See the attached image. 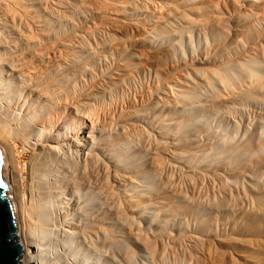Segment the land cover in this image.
I'll list each match as a JSON object with an SVG mask.
<instances>
[{
    "label": "bare ground",
    "instance_id": "obj_1",
    "mask_svg": "<svg viewBox=\"0 0 264 264\" xmlns=\"http://www.w3.org/2000/svg\"><path fill=\"white\" fill-rule=\"evenodd\" d=\"M154 1H161L163 4L162 6L171 8L176 7V9H174L172 12L174 16L172 20L170 19L173 23L175 22V26L173 24V27L170 29L172 24L170 25L171 21H168L170 26L167 25V28H169V30L167 29L165 31L162 27H160L161 25H156L155 27L153 25L152 31L149 30V33L147 32L148 34H143L142 37H139V41H137L140 45L139 47H146L147 50L150 49L151 53L154 55H164V57L169 53L176 54L178 59L181 61V65L182 61L184 63L187 61V58L190 60L192 66L201 65L203 67L204 65L212 64V62L218 58V56H222V54L227 53V48V50L225 49L226 51L224 50L225 53L220 52L226 47L225 45H228L227 47L232 46V50L231 47L230 50L236 54L240 53L239 56H241V53L243 54V52H245L247 44L252 46V44H259V40H264V24L262 23V26H260L259 23L257 24V22L262 21V17H264V15H261L264 13V0H256L257 2L255 0H242L241 2L245 3L247 6H252L258 2L263 3L261 6L263 12L260 8H258L262 13L255 12V14H251V18L253 19L251 21V18L249 19L250 22L254 21V24L256 21L254 26L257 25V27L254 28L252 23H249L252 24V26L247 25L244 27L245 22H248V14L251 13L248 11L249 13H245L247 15V20L245 17L241 16L245 20L235 22V25L231 28V30H228L230 29V24L228 22V27H226L227 25L224 24V22L227 21L225 19L227 17L223 18L225 21H220V19L217 20L215 16L217 5L213 3L215 1L211 2L209 0H200L201 3L199 4L200 6L198 5L199 7L195 6L198 0H0L1 176L7 185L5 194L12 203L15 215L16 235L17 239L22 245V254L20 257L21 264H197L195 263L197 259L196 261L194 259V262L192 261V257L194 255L191 256V254L195 251L194 249L197 247V245L199 244L200 246L201 241L207 238L216 245H224L225 250L237 252L236 246L227 244L230 242L229 239L226 241V239H222V236L218 237L219 233L216 236V234H214V232L212 233V230L210 229V215L215 212H221V214L229 213L230 210L232 211V209L227 206L229 205L228 203L227 205L226 203H223L219 205L220 207L218 208L211 203L212 207L209 208L208 204L206 205L208 208L206 206L203 208L205 203L203 206L201 205V207L197 204L196 205L198 207H195L196 205L193 207L194 204L192 205L190 202H188L190 205H192V208H189L188 206L189 209L187 211V206H185L187 204L186 197L185 200L183 198L184 196H182V193V195H175L177 192L173 193L169 191L174 187H171L169 190L166 189L167 187L165 188L166 190L163 188L164 192L161 188L163 193L160 194L159 192H161V189L157 185L160 189L158 191L157 188L158 192L156 193L160 194L157 197L156 194H151L152 191H148L149 188H146L147 185L145 187H141L143 189L140 188V185L137 182L138 179L143 180V178H146L152 183V178H154L156 169L154 162V164L150 163L151 165H149L147 171L145 169L140 171L138 167L141 165L139 164L140 162L137 163L138 165L136 166L131 165L132 167H124L125 169H122L125 173L122 175V178L124 179L120 180L118 178V181L114 179L113 185H108L109 182L107 185H105L103 177L100 178L102 175L99 173L100 171L98 170V166L100 165V162L105 159V155L111 156L109 158L112 159V156L114 155L109 154L113 153L112 151L115 152V149H118L119 147H125L127 150L130 146V151L133 150V139L130 134L129 136L122 135L120 138L116 137L115 142L113 143L115 137L112 138V136H110L112 134L111 131L106 129L107 127H111L119 131L126 126H133L134 123L137 125L140 123L143 124L142 126H148V122L153 120V117H155L156 120L158 119L161 122V125H159H163L162 128L159 126V129L161 128L160 130L163 129L161 132L158 131V128H156L158 130H154L155 127H158V123L157 126H152L154 127L152 130H154L156 134L155 136H158L157 138L164 140L163 145L165 144V146L163 147L165 149H163L166 150L167 157L170 162H173L174 165H181L186 162V158L188 160L189 155L190 157L193 156V158L196 156L191 154V152L193 151L194 153V150H196L197 147L195 146L197 138L196 136L194 137V135H196L194 134L196 133V129H194V127L197 126L198 123L194 125L195 123L193 124L190 121L197 117H200V119L203 120L208 115H211L210 113L206 114L208 113L206 112V110H208V107L206 108V106H208L207 103L210 106H215V108L216 106L217 108L220 106L221 109L222 107L225 108V106L227 109V106L229 105H233V108H237V106L240 107L239 105H241L239 103H247V105L249 104L252 106L250 107L251 109L254 108V106H261L264 108V53L260 56L258 55V58L249 57V59L245 58L246 60L242 58L244 56H241L239 59L238 57H235V54H231L234 56V59L238 58L240 61H236L233 58V61H230L227 60V58H231V56H222V60L220 59L221 64L218 68L212 65V67H216L215 69L207 68L206 66V68L203 67V71L201 70L202 67L200 69L197 66L200 69L197 70V67L195 68L190 65L187 67V65H185L189 62H186L185 64L183 63V67L180 68H183L184 73L178 72L179 74L182 73L181 78H178L179 81L176 79L177 81H174V83L171 85L164 83L165 85L162 86L163 91H166L169 95L167 100H162L163 98L159 99L157 93L162 91L159 89L162 87L159 86L158 88V86H156V78L154 77V86L156 87H153V89L155 88V92L150 93L152 101L147 99L149 100L148 102H150L147 103L149 105L143 103L139 104L136 101L139 105L132 106L134 104H128V109H125V112L122 113L119 111L122 114H119V112L117 113L115 111L119 116L117 119H115L116 121L113 120L114 123H109L105 126V124H102L101 122L98 123L97 120H95L97 123H89L86 125L85 121L81 119L83 116L82 113L86 111L88 112V110L90 111V107L92 106L91 102H96L98 100H101L102 102L105 100L104 98L108 99L114 90H120L123 88L122 86H124V84H129V82H131L130 77L137 72H139V74L140 72H144L145 75L148 73L151 75L153 74L154 76L161 75L160 73H157L155 69L156 60L154 58L144 61L148 64V68L146 69V67L142 65V59H145L141 57L143 53L140 55L138 52H131L128 50L129 47L127 48L128 44L126 45L127 30H132L135 32L139 30L141 25L138 26L135 21L143 19V17H149L153 14L152 12H154L155 9H153L154 6L153 8L151 7V4H153ZM161 2H159V4ZM239 3L240 2H238V4ZM233 5L234 4L232 2V5L230 6ZM259 5H261V3ZM237 7L238 6H236L235 9H238L240 5L238 8ZM169 10L171 11V9ZM157 11L158 10H156V12ZM228 12L229 10L227 13ZM242 12L244 13V11ZM256 13L260 16L256 15ZM158 14L160 15L159 11ZM167 16L168 15H166V19ZM163 18L165 19L164 16ZM168 18L170 17L168 16ZM230 20H232V18ZM145 21L149 22L148 18ZM110 22H119L121 24H125V28L121 26L122 29L116 30L112 25H110ZM233 22L234 21L231 23ZM242 22L244 23L241 24ZM162 25L164 26V24ZM150 26L152 27V25ZM193 35H197L199 37L201 36L199 39H197L199 40L197 43L199 44L197 49L200 47L202 51L198 56H196V52H194L195 57L193 56L192 51L194 48L189 46V41ZM263 44L264 42L262 45ZM250 48L248 46V51ZM262 48L261 50L260 48H258V50H256V48H252L257 52L251 51L250 55L251 53H255V55H257L259 50L260 54ZM208 50H211L214 52V54L210 51L207 53ZM195 51L197 50L195 49ZM217 52L220 55H218ZM215 54L218 56L214 57ZM226 55H228V53ZM236 56H238V54ZM247 56L249 55H246V57ZM165 58L167 59V57ZM104 59L105 61L106 59L113 61L112 66H114V69L112 68L113 70H111L109 68L110 71L108 70V73L105 74L106 76L104 77L102 72L107 68L104 70L102 69L103 71H101L100 68L99 71H101L102 77H104V80H102L103 82H97L92 86H85V82H83L82 78L91 76V71ZM124 60L128 62L126 63L125 61L123 64L122 61ZM217 63L219 64V62ZM133 71L135 73L132 74ZM146 71L147 73H145ZM96 73L97 74L95 75L92 73L93 79L99 74L97 70ZM102 77L101 79H103ZM148 77L150 76L148 75ZM162 77L158 79V82L163 80ZM237 78L241 79H238L239 81L244 79V81H246L245 84L244 82L242 83L243 85H241L239 82L235 83V79ZM150 79L153 78L150 77ZM96 80L98 79H95L94 82H96ZM92 82L91 84H93ZM171 82H173V80ZM236 84L239 85L236 87L235 92H233V94H229L228 92L233 91L231 89L232 85L237 86ZM240 85L242 86L241 88H239ZM156 88L159 90L158 92L156 91ZM142 89H144V87H142ZM228 89L231 91H228ZM224 91H228L227 93L231 96L227 97L228 95L225 92L227 98H224L222 96L223 94L220 95V93ZM204 92L211 93L209 100H207L209 102L205 104L196 102L198 98L204 96ZM114 93L115 92H113V94ZM117 93H119V91ZM162 93H159L161 94V97L164 96ZM147 96L149 98V95ZM206 96L208 95L206 94ZM137 98L140 97L137 96ZM202 99L203 97H201V100ZM235 104H237V106H234ZM232 107L231 110L236 111L235 108L232 109ZM238 109L239 108H237V111ZM241 109H243V107ZM210 110L211 109H209V111ZM214 110L215 109L212 111L214 112ZM65 111L69 112L71 115V120L74 117V121L72 120L73 122L70 121L67 124L68 120L61 121L62 114L65 113ZM216 111H218V113ZM220 111L221 110H215V115L220 114ZM234 111H232L234 114L232 115L236 116L238 112H235V114ZM240 112L242 111L240 110ZM229 113H231V111ZM229 113L228 115L231 117ZM81 114L82 116H80ZM179 114H183L181 121H179V118H176L179 116ZM205 115L207 116L205 117ZM258 116H256L258 119H255V122L253 121L254 123H252V127L248 128L247 123V126L244 125L245 127L243 129V133L240 132L243 136L247 137L243 138L248 142L246 143L243 141L247 144V146L245 144L246 147H242L244 145L242 142V148H239L242 143L240 145L237 144L239 145V149L236 151V154L234 153L235 151H233V153L236 155H234L236 159H244L243 156L245 155H251L249 158H252L254 157V153L259 154L258 152L262 150V147L264 146V116ZM237 117L238 116H236V118ZM224 120L225 119H223V121ZM195 122L199 121L196 120ZM154 123H156V121H154ZM154 123L152 124V122H150L149 124L154 125ZM199 123H201V121ZM226 123L228 124L229 121ZM201 127H199V129L203 131L205 128H208V126H203L204 129H201ZM136 128L134 126L133 129ZM150 128L146 129L150 130ZM238 129L241 130V127ZM173 130H176L177 133L171 134L170 132ZM200 130H198L197 133H199ZM206 130L209 132L208 129ZM206 130L204 131L205 133ZM234 130H237V128H234ZM239 130L238 133L236 131H232L234 132V135L231 136H234V138H237L238 136L240 137ZM107 131H109V135H107ZM203 131L200 132L202 137L203 135L207 136L209 134H203ZM71 133L73 134L72 137L69 136ZM211 133L209 135H212ZM216 133V135L219 134L218 132ZM223 134L224 133H222V135ZM236 134H238L237 137H235ZM146 137H149V135ZM209 137L205 138L209 139ZM232 138L233 137H231V141L233 140L234 142L235 139ZM238 138L236 141L240 142L241 140L238 141ZM213 139H216L214 138V135ZM110 140H112L111 142L113 145H109L111 144L109 143ZM228 141L229 143L227 142V145H230L232 142L230 143V139ZM200 142L202 143V141ZM217 142L220 143L221 141ZM223 142L225 144V141ZM160 143L157 145H160ZM207 143L209 144V142ZM210 143V145H213L212 142ZM218 143L215 141L214 145H217ZM137 144L139 146L140 142ZM141 145L139 146V150L137 152L130 154V157L128 156L129 158L125 156L127 160L129 159L127 162H134L135 160H140V158L144 157L147 158V156L153 154L152 150L156 147L155 146L152 150H148L146 148V150L145 147L143 146V148ZM194 146L195 149H193ZM213 146H211V148H206L209 151L210 149L213 150L217 147ZM223 146L224 145L222 143L219 144L218 149L224 148ZM136 147L134 146V148ZM159 148L161 149V147ZM202 148L205 147L202 146ZM236 148L237 146H235L234 150H236ZM205 149H201L203 151L202 153H204ZM218 149L216 150L218 151ZM212 150L209 153L212 154L211 156H214L215 154L212 152L215 150ZM155 151L157 152L160 150ZM225 151L226 154L230 152V150L227 151L226 148ZM115 154L117 156V154L120 155L122 153ZM199 154L200 156L203 155L200 151ZM223 154L225 153L223 152L222 155ZM218 155H221V152ZM262 155L264 158V152ZM200 156H196V163L201 161L199 164H202L203 157L202 159H197V157ZM205 156H207V153ZM234 156L232 157L234 158ZM256 156L260 157V154L255 155V157ZM115 157L113 161H122V159H116ZM121 157L123 158L122 155ZM125 157L123 160L124 163H120L119 161L117 164L120 163L124 165L126 163ZM246 158L247 157H245V160H248V158ZM191 159L190 161L193 160ZM214 160L215 159L213 158L211 159L213 162ZM193 161L189 162V164H195V161ZM104 162H102L101 167L105 164ZM117 164L115 165L117 167L116 169L118 170ZM199 164H197L198 166L195 164V167L193 164L190 165L194 168H197L201 166ZM180 165H178L179 168ZM183 165L185 167V164ZM246 165H248V163H246ZM259 166L264 171V159ZM259 166L258 168L260 169ZM109 167L113 166H108V168ZM136 167L138 168L136 169ZM103 168L106 167L104 166ZM187 169V173H189L191 167L190 169L187 167ZM237 169H240V171L243 170L240 167H236V170ZM200 170H203V172L205 170L212 171V168L210 169V167H208V169H206L205 165V167ZM251 170L252 169H250V171ZM192 171L190 173H192ZM240 171L238 172L234 169L232 172L233 175L231 174V176H243L246 183V179L248 180V186H246V183L245 186L248 187L247 192L250 193L254 199V201H251L254 202V205L257 207V209L254 211H251L250 209V211L241 209L238 211L235 210L236 213L238 212L237 216L239 218V221L236 219V222L240 223H236L238 225H232L228 229L227 233L224 231L226 235H236L238 231L237 227L245 225L243 220L245 219L244 217L246 215H248L249 218L253 217V220L264 223V192L262 193L260 190L258 191L254 189L255 186L259 187L255 184V181L259 183L257 181L259 179L253 181L251 175L246 173L243 175V172L240 173ZM243 171H245V169ZM228 173H230V171ZM7 174L11 177V181L9 180V176ZM102 174L104 175V173ZM239 174H241V176ZM119 176L121 175H118V177ZM98 177L100 180L103 179L101 180V182L103 181V184L97 182ZM156 178L157 177L154 179ZM146 179L144 181H147ZM159 182L157 183L159 184ZM25 190H27L28 193H25ZM116 190L118 193H123L122 200H120L118 196V198L115 196ZM11 193H14V197L11 196ZM189 199L190 198H188V201ZM188 213L196 216V218L193 219V227L191 228L188 226L192 230L184 227V216L187 217L186 214ZM239 213L242 214V216L239 215ZM200 216H203L204 219H199ZM185 219L192 220V217ZM230 219H233L232 221H234L235 217ZM187 223L190 224L191 222L186 221L185 225ZM215 232L217 233L218 231ZM224 232L222 233L224 234ZM179 237H187L186 241L188 243H186L189 244L188 248H190V250L188 249L187 252L185 248H181V251L177 250V246L180 243H178ZM182 238H180V240ZM236 239L237 238H235L234 241ZM242 241L245 243L244 240ZM242 241L240 243H242ZM201 244L203 245V242ZM205 245H208V242ZM181 246L183 247L182 243ZM205 247L208 248L209 246ZM199 248L202 249L201 253L199 251L201 258L205 257V254L208 253L209 250L204 249L201 246ZM182 249L184 251H182ZM207 250L208 252H205ZM196 252L197 251H195V253ZM214 252H216V250ZM238 253L239 255H237L240 257V260H242V262L245 264H262L259 263V261L257 262V260L255 261V258L252 259V256L240 252ZM175 254H178V256H175ZM211 254L214 255L213 253ZM209 256L210 254L208 257ZM214 256H216V260L211 259V262L213 260L217 262V255ZM196 257L200 258V256L197 255ZM201 260L202 259H200V261Z\"/></svg>",
    "mask_w": 264,
    "mask_h": 264
},
{
    "label": "rangeland",
    "instance_id": "obj_2",
    "mask_svg": "<svg viewBox=\"0 0 264 264\" xmlns=\"http://www.w3.org/2000/svg\"><path fill=\"white\" fill-rule=\"evenodd\" d=\"M202 1V0H201ZM204 1V0H203ZM209 1H211V2H213V1H215V2H213V3H215L217 6V9H216V13H215V16H216V18H217V20H219L220 19V21L221 20H223V21H225V19L227 20V21H225L224 22V24H226L225 26L226 27H228V24H227V22L231 25H229V28L230 29H228V30H231V28L235 25V22H240V21H242V20H245L246 19V17H247V13H249V12H251V13H249L248 14V16L249 17H247V19H248V22L246 21L245 22V24H244V27L245 26H247V25H251L252 26V24H253V27L255 28V27H257V25L256 26H254L255 24H256V21H255V24H254V21H252V22H250L253 18H251L252 17V15L251 14H255V12H257V13H262L263 12V9H264V6H263V9L261 8V6L263 5V3L262 2H258L257 4H258V6H257V4L255 3V4H253L252 6H247L245 3H241L242 2V0L241 1H239V0H209ZM236 1V2H235ZM240 2L239 4H238V2ZM256 1V0H255ZM258 1H260V0H258ZM159 2H161V1H154L153 2V4H151L152 6V8H153V6H154V8L153 9H155V11L154 12H152L153 14L151 15V16H149V17H143V19H140V18H138V19H140V20H138V21H135L136 22V24H138V26H140L139 27V30L138 31H130V30H127V32H126V37H127V42H129V43H127L126 42V45H127V48H128V50L129 51H131V52H133V51H135V52H138V53H140V55L142 54V58H145V59H142L143 61H142V65L144 66V67H146V69L148 68V64L147 63H145L144 61H148L147 59H149L150 60V58H154L155 60V63H156V67H155V69H156V71H157V73H160L161 75H159V76H154L153 74L151 75V74H144V72H140V74H139V72H137L136 70V72L137 73H135L134 71L132 72V74L133 73H135L134 75H132L130 78V80H131V82H129V84H124V86H122L121 88L122 89H120V90H114L113 92H115L114 94H113V92H112V94L110 95V97H108V99L107 98H104V99H102V100H104V101H102L101 102V100H98V101H96V102H91L92 103V106L89 108L90 109V111L88 110V112L86 111V112H84V113H82L83 114V116H82V114L80 115V116H82V120H84L85 121V124L86 125H88L89 123H102V124H105V126L107 125V124H111V123H114V121L113 120H115V119H117V117L119 116L117 113L119 112V111H121L122 113L123 112H125L124 110L126 109H128V107H127V105L128 104H134V105H132V106H137V105H139V104H141V103H143V104H147V103H150V102H148L149 100H151V95H150V93H154L155 92V88L153 89V87H156V86H158V88H159V86L160 87H162V86H164L165 84L164 83H166V84H172V83H174V81H179V79L181 78V75H182V73H184V71H183V68L181 69L180 67H183L182 65H183V61H182V65H181V61L178 59V57H177V55L176 54H171V53H169V54H167V55H165V57H167V59L164 57V55H154L153 53H151V50L150 49H148L147 50V48L146 47H139L140 45L138 44V42L137 41H139V37H142L143 36V34L145 35V34H148L149 33V30L150 31H152L153 30V25H154V27L156 26V25H158V26H160V27H162L163 28V30H169V28H167V25H169V22L172 20V18H173V10L174 9H176V7H167V6H162L163 4H162V2L159 4ZM232 2H233V6H230V5H232ZM257 2V1H256ZM264 2V1H263ZM201 2H200V0H198L197 2H196V4H195V6L197 7L199 4H200ZM261 3V5H259ZM214 4V5H215ZM230 4V5H229ZM237 4V5H236ZM160 5V6H159ZM239 5H240V7H239ZM256 5V6H255ZM200 6V5H199ZM198 6V7H199ZM236 6H238L237 8L238 9H235V7ZM242 6V7H241ZM229 7V8H228ZM232 7H233V9H232ZM247 7V8H246ZM252 7V8H251ZM257 7V8H256ZM231 8V9H230ZM244 8V9H243ZM256 8V9H255ZM258 8H260L261 10H262V12H260L261 10L260 9H258ZM163 9V10H162ZM169 9H171V11L169 10ZM219 9V10H218ZM156 10H158L159 11V13H160V15L158 14V11L156 12ZM168 10H169V12H168ZM229 10V12L227 13V11ZM234 10V11H233ZM237 10V11H236ZM162 11V12H161ZM218 11H219V13H218ZM242 11H244V13L242 12ZM246 11V12H245ZM249 11V12H248ZM235 12V13H234ZM254 12V13H253ZM163 13H165V14H163ZM167 13V14H166ZM239 15H237V14ZM246 13V14H245ZM256 13V15H258V16H260L259 14H257ZM217 14V15H216ZM218 14H220V15H218ZM229 14H231V15H229ZM235 14V15H234ZM243 14H244V16H243ZM165 17V19L163 18V16ZM166 15H168L170 18H168V16H167V19H166ZM262 16L264 15V13L263 14H261ZM222 16V17H221ZM230 16H232V17H230ZM245 17V19L244 18H242V17ZM257 16V17H258ZM151 17H152V19H151ZM219 17V18H218ZM225 17H227V18H225ZM240 17V18H239ZM147 18H148V20H149V22L148 21H145V20H147ZM223 18H225V19H223ZM229 18V19H228ZM232 18V20H230ZM251 18V19H250ZM260 18V17H259ZM171 19V20H170ZM246 19V20H247ZM249 19H250V21H249ZM262 19L264 20V17H262ZM159 20V21H158ZM230 20V21H229ZM263 20L262 21H258L257 22V24L259 23V25L260 26H262L263 24H264V22H263ZM140 21H144V22H140ZM152 21V22H151ZM165 21H167V22H165ZM169 21V22H168ZM232 21H234L233 23H231ZM148 22V23H147ZM151 22V23H150ZM154 22V23H153ZM172 22V21H171ZM170 22V25L172 24V26H170V29L173 27V24L175 23H171ZM140 23V24H139ZM168 23V24H167ZM244 22H242L241 24H243ZM249 23H252V24H249ZM261 23V24H260ZM263 23V24H262ZM113 24H115V25H113ZM143 24V25H142ZM148 24V25H147ZM162 24H164V26L162 25ZM233 24V25H232ZM110 25H112L116 30H119V29H122V27L123 28H125V24H121V23H119V22H110ZM109 25V26H110ZM120 25V26H119ZM124 25V26H123ZM150 25H152V27L150 26ZM259 25H258V27H259ZM122 26V27H121ZM145 26V27H144ZM166 26V27H165ZM168 26V27H169ZM174 26H175V24H174ZM141 28V29H140ZM144 29V30H143ZM143 30V31H142ZM138 32V33H137ZM144 32V33H143ZM146 32V33H145ZM148 32V33H147ZM131 36V37H130ZM201 37V36H200ZM199 36H197V35H193V37L191 38V42L189 41V46L190 47H192V48H194V50L192 49V48H190V49H192V51H193V56L195 57V53L194 52H196V56H198L200 53H201V51H202V49L199 47L198 49H197V47L199 46V44H197L198 42H199V40H197V39H199L200 38ZM239 38H241L240 36H238ZM238 37H237V39H238ZM126 39V38H125ZM128 39H129V41H128ZM193 39V40H192ZM196 39V40H195ZM193 41V42H192ZM264 42V40L262 41V40H259V44H255L256 45V47H255V45H253L252 44V46L250 45V44H247V48H245V52H243V54L241 53V56H244V57H242V58H247V59H249V57L250 58H258L260 55H262L263 53H264V48H262V47H264V44L262 45V43ZM136 43V44H135ZM192 43V44H191ZM257 43V42H256ZM194 44V45H193ZM192 45V46H191ZM226 47L222 50V51H220L221 53L223 52V53H225V51L228 49V51H226L227 53H228V55H226L227 53H225V54H222V56H226V57H228V56H231V58L230 57H228L227 58V60H230V61H233V59H234V56L233 55H231V54H235V57H238L239 59L241 58V56H239L240 55V53H237L238 54V56H236L237 54L236 53H233V51H231L232 50V46H229V47H227L228 45H225ZM248 46H249V48L251 49H249V51H248ZM256 48V50H258V48H260V50H261V48H262V51L260 52V54H259V51H258V54L257 55H255V53H251V55H250V52L252 51V52H257V51H255V50H253V49H255L254 47ZM257 46H258V48H257ZM262 46V47H261ZM230 47H231V50H230ZM227 48V49H226ZM253 48V49H252ZM136 49H137V51H136ZM195 49L197 50V51H195ZM201 49V50H200ZM226 49V50H225ZM225 50V51H224ZM209 51L210 52H212L211 50H208V52L207 53H209ZM229 52H230V54H229ZM248 52V53H247ZM213 54H214V52H212ZM218 53V52H217ZM244 54H246V55H249V56H247L246 57V55H244ZM172 55V56H171ZM175 55V56H174ZM218 55H220L219 53H218ZM218 55H214V57H217ZM255 55V56H254ZM259 55V56H258ZM145 56V57H144ZM151 56V57H150ZM154 56V57H153ZM158 56V57H157ZM174 56V57H173ZM213 56V55H212ZM222 56H218V58H216L213 62H212V64H209V65H204L203 67H205L206 68V66H207V68H213V69H215L216 67L218 68L219 67V65L221 64V60H222ZM149 57V58H148ZM165 58V59H164ZM175 58V59H174ZM233 58V59H232ZM238 58H236V59H234V60H238V61H240ZM177 59V60H176ZM217 59H218V61H217ZM221 59V60H220ZM244 59H241V60H244ZM168 60H169V62H168ZM175 60V61H174ZM187 61V63L189 62L190 63V60L187 58L186 59ZM246 60V59H245ZM107 61V62H106ZM106 61H105V59L101 62V63H99V65L98 66H96L93 70L95 71H91L92 73H94L93 75H95V74H97L96 73V70H97V72L99 73L98 75H96V76H94V77H96V78H94L93 79V75H92V73H91V76H89V77H83L82 78V80H83V82H85L84 84H85V86H92V85H94V84H96L97 82H101L102 80H104V77L106 76L105 74H107L108 73V70L110 71V69L111 70H113L114 68V66H112V63H113V61H111L110 59L108 60V59H106ZM109 61V62H108ZM125 61L126 60H124V61H122V63L124 62L125 63ZM164 61V62H163ZM171 61V62H170ZM173 61V62H172ZM177 61H178V63H177ZM180 61V62H179ZM128 61H126V63H127ZM185 62V63H186ZM217 62H219V64L217 63ZM123 63V64H124ZM164 63V64H163ZM171 63H172V65H171ZM174 63V64H173ZM184 63V64H185ZM185 64V65H187V67H188V65H190V66H192L191 65V63L190 64ZM145 64H147V65H145ZM216 64V65H215ZM101 65V66H100ZM107 65V66H106ZM114 65V64H113ZM179 65V66H178ZM181 65V66H180ZM212 65H214V66H216V67H212ZM100 66V67H99ZM179 68H178V67ZM189 66V67H190ZM199 67L200 69H201V65H194V66H192V67ZM209 66V67H208ZM159 67V68H158ZM172 67V68H171ZM191 67V68H192ZM196 68L197 70H200L199 68ZM202 67V69L201 70H203L204 68ZM100 68H101V71H103L104 69H106V70H104L102 73H103V76L104 77H102V73H101V71H99L100 70ZM110 68V69H109ZM113 68V69H112ZM103 69V70H102ZM161 69V70H160ZM178 69V70H177ZM180 69V70H179ZM211 69H209V70H211ZM185 70V69H184ZM206 70H208V69H206ZM205 70V71H206ZM177 71V72H176ZM204 71V70H203ZM165 72V73H164ZM175 72V73H174ZM178 72H182V73H178ZM101 73V74H100ZM145 73H147V71L145 72ZM156 73V74H157ZM174 73V74H173ZM144 76H143V75ZM148 75L151 77V78H153V79H150V77H148ZM167 75V76H166ZM133 76H134V78H133ZM162 76H164V77H162V79L163 80H160L159 82H158V79H160ZM100 77V78H99ZM101 77L103 78V79H101ZM156 78V86H154L155 85V78ZM89 78H90V80H89ZM179 78V79H178ZM86 79H87V81H88V83H87V81H86ZM95 79H98V80H96V82H94V80ZM99 79H101V80H99ZM177 79V80H176ZM238 79H240V78H237V79H235V83L237 82H239L241 85H243L242 83L244 82V84H245V82L246 81H244V79H242V81H239ZM92 80H93V82H92ZM173 80V82H171ZM238 80V81H237ZM241 80V79H240ZM133 81V82H132ZM165 81H167V82H165ZM91 82L93 83V84H91ZM103 82V81H102ZM160 82H161V84H160ZM162 82H163V84H162ZM170 82V83H169ZM87 83V84H86ZM158 83H159V85H158ZM237 85V84H236ZM239 85V84H238ZM238 85L237 86H234V85H232V87H231V89L233 90L232 92H228V91H231L230 89H228V93L230 94H233V92H235V89H236V87H238ZM239 86V88H241L242 86ZM130 87V88H129ZM142 87H144V89H142ZM146 87V88H145ZM147 87H149V88H147ZM238 88V89H239ZM141 89H142V91H141ZM146 89V90H145ZM150 89V90H149ZM153 89V90H152ZM160 90H162L163 91V87L162 88H159ZM141 92H140V91ZM144 90V91H143ZM119 91V93H117ZM127 91V92H126ZM148 91H150V92H148ZM156 91L158 92L159 90L156 88ZM162 91H160L161 93H162ZM130 92V93H129ZM144 94H143V93ZM160 92H158L157 93V95L159 96V99H161V98H163L162 100H167V97L169 98V95H168V93L166 92V91H163V93H162V95L164 94V96H160L161 94H159ZM166 92V93H165ZM225 92L226 91H224V92H222V93H220V95H222L224 98L226 97V94H225ZM226 92V93H227ZM117 93V94H116ZM139 93H140V95H142V96H140L139 95ZM142 93V94H141ZM205 93V94H204ZM203 94H204V96H201V97H203V99L201 100V97L200 98H198L197 100H196V102H198V103H203V104H205V103H207V102H209V101H207V100H209V98H210V92H204ZM227 93V97H229V96H231V95H229ZM135 94H137V95H135ZM206 94L209 96H206ZM114 95V96H113ZM136 97H135V96ZM147 95H149V98H148V96ZM167 95V96H166ZM137 96L138 97H140V98H137ZM207 98H206V97ZM135 97V98H134ZM142 97V98H141ZM164 97H166V98H164ZM226 97V98H227ZM134 98V99H133ZM137 98V99H136ZM141 99V100H140ZM143 99V100H142ZM147 99H149V100H147ZM134 100V101H133ZM129 103H128V102ZM131 101H133V102H131ZM139 103H137V102ZM147 101V102H146ZM152 101V100H151ZM99 104H98V103ZM96 103V104H95ZM137 103V104H136ZM93 104H94V106H93ZM239 104H241V105H239ZM238 105L242 108L243 107V109H241L240 107H238L237 106V104H235L234 106H237V108H239L238 109V111H237V108H235V110L236 111H234V110H231V107L233 106H231V105H229V106H227L228 108L226 109V106H225V108H223L222 107V109L220 108V106H218L219 108H217V106H216V108H215V106L213 107L212 105V107L207 103V105L208 106H206V108L208 109V110H206V112H208V113H206V114H211V115H205V117L206 118H204L203 120L202 119H200V117H197V118H195V119H192V121H190L191 123H195L194 125H196L197 123V126H195L194 127V129H196L195 130V132L196 133H194V134H196V135H194V137L196 136V138L198 139V137H199V139H201V140H199L198 139V141H197V139H196V144H195V146H197L196 147V150H194V153H193V151L191 152V154H193L194 156L196 155V156H200V154H199V151L201 152V154H203V155H201L200 157H197V159H202V157H203V162H202V164H199V162H201V161H199L198 163H196L197 162V160H196V156L194 157L195 158V160H194V158H193V156L192 157H190V155H189V157L188 156H186V157H188V160H187V158H186V162H184L183 164H185V167L187 166L189 169H190V167H191V169L189 170V173H187L188 172V169H187V167L185 168L184 167V165L183 164H177V165H174V163L173 162H170V160L168 159V157H167V152H166V150H164L165 148L163 147V146H165V144L163 145V143H164V140L163 139H161V138H157L158 136H155L156 134H155V132H154V130H158L159 129V126L161 125L160 123V121L157 119H155V117H153V120H150V122H152V124L154 123V121H156V123H154V125H150L149 123L150 122H148V126L147 125H144V126H142L143 124H140V123H138V125L136 124V123H134V125L132 126H126L125 128H123L122 130H115V129H113V128H111V127H107L106 129L107 130H109V131H111V134L112 135H110V136H112V138H114V141H113V143L115 142V139H116V137L117 138H120V136H129V134L132 136V139H133V146H132V151H130L131 150V147L129 146L128 147V149L126 150V148L125 147H119L118 149H115L116 151L114 152V151H112L113 153H111V152H109V153H111V154H109V155H114V156H112V159L111 158H109V157H111V156H107V155H105L106 157H105V159H103V161L102 162H104V161H106V162H104L105 164L101 167V165H102V162H100V167L98 166V168H95V169H98L100 172L99 173H101V175L102 176H100V178L101 177H103V179H104V183H105V185H107V183H108V185H113V183H114V179L115 180H117L118 178L121 180H123L124 178H122L123 176L122 175H124L125 173H124V170H122V169H125L124 167H132V166H136V165H138L137 163H139V164H141V165H139L138 167H139V169H140V171H143L144 169L147 171L148 170V168H149V165H151L150 163H152V164H154L155 163V166H156V169H158V170H156L155 169V175H154V178L155 177H157L156 179H154V178H152V183L149 181V180H147L146 178H143V180L142 179H138V184L140 185V188L141 187H145L146 185V188H149L148 189V191H152V193L151 194H156V197L157 196H159L161 193H163L164 192V189L166 188L167 190H169L171 187H174V188H171L169 191L170 192H173V193H176L177 192V194H175V195H182V196H184L183 198L185 199V197H186V199H187V201H186V203L188 204H186L185 206H187L186 207V210L188 211V209L193 205V207L197 204L198 206H200L201 207V205L203 206V204H204V206H203V208H205V206L206 205H208L209 204V208L210 207H212V205H211V203L213 204V205H215V207H220L219 205H221V204H223V203H226V205H227V203L229 204V205H227L229 208H231L232 209V211L230 210V212L229 213H222L221 214V212H218V213H212V215H210V221H209V223H210V229L212 230V233L214 232V234H216V236H217V234L219 235L218 237H220V236H222V239H226V241L229 239V243H227V244H230V245H233V246H236V251L237 252H233L232 250H225V248H224V245L223 246H220V245H216L214 242V244L212 243V241L210 240H208V238L207 239H203V241H201V243L203 242V245L200 243V246L201 247H203L204 249H208L209 250V252H208V250L207 251H205V252H208L209 254H210V258L208 257V253H206L205 255V257H202L201 258V255H200V253L202 252V249L201 248H199L200 246H199V244L197 245V249L195 248L194 250L195 251H197L196 253H195V251L191 254V256H195L196 257V255L197 256H200V258L198 257H190L191 259H192V261L194 262V259H195V261H196V259H197V261L195 262V263H199V264H245L244 262H242V260H240V257L238 256L239 255V253L238 252H240V253H243V254H247V255H249V256H252L251 258L252 259H254L255 261L257 260V262L259 261V263H262V264H264V223H261L260 221H256V220H253V217H250L249 218V216L248 215H246L244 218V220H243V222H244V224L245 225H243V226H238L237 227V234L236 235H233V234H231V235H226V233H227V231H228V229L232 226V225H235L236 223H240V222H236V219H237V221H239L238 219V212L236 213V211H238V210H245V211H254V210H256L257 209V207L254 205V202H252V201H254V199L252 198V196L250 195V193H248L247 192V188L248 187H246V186H248V180L246 179V181H247V183L245 182V178H243V176L242 177H239L238 175H237V177L236 176H234V177H232L231 176V174L233 175V171H234V169H235V171H240V169H237L236 170V167L237 168H241V169H245V171H240V173H242L243 175L246 173V174H248V175H251V177L253 178L252 180L254 181V180H257V179H259V180H257L259 183H257L256 181H255V184L257 185V186H259V187H256L255 186V188L254 189H256V190H260V192H264V171H263V169L259 166L260 165V163L263 161V155H262V153L264 152V150H263V147H262V150H260V152H258L259 154H260V157L259 156H256L255 157V155H259V154H257V153H254V157L256 158H254V157H252V158H249V157H251V155H245V156H243L244 157V159L243 158H241V160L240 159H236L235 158V154H236V151L239 149V148H242V147H244L245 146V144L248 142L246 139H244V138H247V137H245V136H243L242 135V133H243V129H244V125H246L247 126V123H248V128H250V127H252V123H254L255 122V119L257 120L258 118L256 117V116H258L260 113H262V114H260L261 116H264V108L263 107H261V106H254V108H250V107H252L251 105H247V103H239ZM245 106V108H244V106ZM115 105V106H114ZM147 105H149V104H147ZM112 106H114V107H112ZM121 106V107H120ZM129 106V105H128ZM211 108H210V107ZM255 107H256V109H255ZM260 108V109H258V108ZM118 108H119V110H118ZM230 108V109H229ZM233 107H232V109H234ZM248 108V109H247ZM112 109V110H111ZM120 109H122V110H120ZM209 109H211L210 111H209ZM213 109H215V110H221L220 111V114H216L215 115V113L217 112L218 113V111H216L215 112V110H214V112L212 111ZM245 109V110H244ZM255 109V110H254ZM94 110V111H93ZM97 112H96V111ZM99 110V111H98ZM240 110L242 111V112H240ZM258 110V111H257ZM92 111V112H91ZM117 113H116V112ZM231 111V113H229ZM232 111H234V113L236 112H238V114L236 115V116H238L239 117V119H238V117L236 118V116H233L234 114H233V112ZM245 113H244V112ZM257 111V112H256ZM263 111V112H262ZM91 114H90V113ZM121 112H119V114L121 113ZM94 113V114H93ZM116 113V114H115ZM121 113V114H122ZM214 113V114H213ZM228 113L231 115V117L228 115ZM235 113V114H236ZM240 113V114H239ZM64 114V115H63ZM62 114V118H61V121L63 120V121H67V124L70 122V121H72L73 119H74V117H73V119L71 120V115L69 114V112H66L65 111V113H63ZM68 114V115H67ZM213 114V115H212ZM233 114V115H232ZM258 114V115H257ZM85 115V116H84ZM113 115V116H112ZM178 115V114H177ZM176 115V116H177ZM181 114H179V116L178 117H176V118H179V121H181V119H182V117H183V114L180 116ZM226 115V116H228V117H224V116ZM260 115L258 116V117H260ZM65 116V117H64ZM90 116V117H89ZM244 116V117H243ZM115 117V118H114ZM233 117V118H232ZM85 118V119H84ZM86 118H88V119H86ZM93 118V119H92ZM99 118V119H98ZM156 118H158V117H156ZM221 118V119H220ZM227 118V119H226ZM230 118V119H229ZM242 118V119H241ZM155 119V120H154ZM223 119H225L224 121H223ZM236 119V120H235ZM245 119V120H244ZM87 120H89V121H87ZM93 120V121H92ZM95 120H97V122L95 121ZM196 120H198L199 122L201 121V123H199V122H195ZM229 121V123L227 124L226 122H228ZM230 120H232V121H230ZM238 120H242L241 122H243V123H241L240 121H238ZM74 121V120H73ZM72 121V122H73ZM116 121V120H115ZM234 121V122H233ZM254 121V122H253ZM157 123H158V127H155V129H154V127H152V126H157ZM240 125H239V124ZM156 124V125H155ZM160 124V125H159ZM205 124H208V125H205ZM239 125V127H238V125ZM149 125H150V127H152V128H150L149 127ZM243 125V126H242ZM134 126H135V128L136 129H133L134 128ZM139 126V127H138ZM163 126V125H162ZM162 126H160L161 128H162ZM202 126V127H201ZM203 126H208V128H205L204 129V127ZM236 126V127H235ZM127 127H128V129H127ZM129 127H131V128H129ZM142 129H141V128ZM144 127H146V128H150V130L149 129H146V128H144ZM199 127H201V129H204V131L206 130V129H208L209 130V132H207V130H206V133L203 131V130H200L199 129ZM241 127V130H239L238 128H240ZM246 127V128H247ZM77 128V127H76ZM156 128H158V129H156ZM160 128V129H161ZM234 128H237V130H234ZM146 129V130H145ZM152 129H154V130H152ZM158 130V131H162V130ZM114 130V131H113ZM198 130H200V132H202L203 131V134H210L211 133V131H212V135H207V136H205V135H203V137H202V134H200V132L199 133H197L198 132ZM238 130H239V133L240 132H242V133H240L239 135H240V137L238 138L237 137V135L238 134H236V136L235 137H237L238 138V141H240V142H237L236 140H237V138H234V136H231V135H234V132L236 131L237 133H238ZM109 131H107V135H109ZM123 133H122V132ZM174 131V132H173ZM173 131H171L170 133L171 134H176L177 133V131L176 130H173ZM176 131V132H175ZM232 131H234V132H232ZM115 132V133H114ZM143 132V133H142ZM148 132H149V134H148ZM173 132V133H172ZM216 132H218L219 134L218 135H216L217 133ZM127 133V134H126ZM142 133V134H141ZM146 133H147V135H146ZM222 133H224L223 135H222ZM229 133V134H228ZM233 133V134H232ZM199 134V135H198ZM220 134H221V136H220ZM148 136L149 135V137H146V136ZM213 135H214V138H216V139H213ZM69 136L70 137H72L73 136V134L71 133V134H69ZM198 136V137H197ZM209 137V139H207V138H205V137ZM215 136H217V137H215ZM227 136V137H226ZM229 136V137H228ZM233 137L235 140H234V142H235V144H234V142H233V140L231 141V137ZM146 137V138H145ZM212 137V138H211ZM222 137V138H221ZM224 137H226V138H224ZM244 137V138H243ZM141 140H140V139ZM144 138V139H143ZM203 138H204V140H203ZM220 138V139H219ZM232 138V139H233ZM146 139H147V141H146ZM206 139V140H205ZM211 139H213V140H211ZM222 139V140H221ZM224 139V140H223ZM227 139V140H226ZM230 139V143L232 144V145H235V146H237V148H236V150H234L235 149V146H232L231 144L230 145H227V142L229 143V140ZM113 140V139H112ZM112 140H110L109 141V143H111V144H109V145H113V143L111 142ZM135 140V141H134ZM142 140H143V142H142ZM145 140V141H144ZM161 140V141H160ZM158 141V142H157ZM162 142V143H160V142ZM200 141H202V143L200 142ZM215 141H216V143H218L217 141H221L220 143H218L217 145H214V143H215ZM223 141H225V144H224V142ZM243 141H245V142H243ZM140 142V144H139V146L141 145L142 147L144 146L145 147V149L147 148L148 150L150 149V150H152L155 146V148L152 150V153L153 154H150L149 156H147V158L146 157H144V158H140V160H135L134 162H127L128 160L126 159V157H130L131 155L130 154H133V152H137L139 149V146H138V144L137 143H139ZM207 142H209V144L207 143ZM210 142H212V144L214 145V146H217L216 148H214L213 150H215V151H213L212 149H210L209 151H208V149L207 148H211V146H213V145H210L211 143ZM214 142V143H213ZM244 143V145H243V143ZM152 143V144H151ZM160 143V145H162V146H160V145H157V144H159ZM200 143V144H199ZM223 144L224 146V148H219L218 149V145L219 144ZM242 143V144H241ZM250 143V142H249ZM248 143V144H249ZM237 144H241L240 146L239 145H237ZM149 145V146H148ZM200 145H202L203 147H207L206 149L205 148H202V146H200ZM206 145H210L209 147L208 146H206ZM226 145H227V147H226ZM243 145V146H242ZM134 146L137 148H134ZM195 146H194V148L193 149H195ZM213 146V147H214ZM231 146V147H230ZM238 146H239V148H238ZM242 146V147H241ZM246 146H247V144H246ZM245 146V147H246ZM143 147V148H144ZM159 147H161V149L159 148ZM200 147V148H199ZM121 148H122V150H121ZM158 148V149H157ZM164 148V149H163ZM225 148H226V150L227 151H229L230 150V152H228L227 154H226V151H225ZM126 151H125V150ZM136 149V150H135ZM146 149V150H147ZM192 149V150H193ZM199 149V150H198ZM203 149H205L204 150V153L206 152L207 153V156H205V154L204 153H202L203 151L202 150ZM216 149H218V151L216 150ZM233 149V150H232ZM155 150H162L161 152L160 151H155ZM198 150V151H197ZM213 151L212 153H214L213 155L215 156V158H214V156H211L212 154H210L209 152L210 151ZM220 150V151H219ZM224 150V151H223ZM231 150H232V152H231ZM119 151V152H118ZM130 151V152H129ZM226 154H223L222 155V153L223 152ZM233 151H235L234 153H233ZM123 152H124V154H123ZM125 152H126V154H125ZM132 152V153H131ZM195 152H198V153H195ZM220 152H221V155H218V154H220ZM115 153H122V154H120V155H118L117 154V156H116V154ZM209 153V154H208ZM218 153V154H217ZM156 154H158V155H156ZM164 154V155H163ZM198 154V155H197ZM231 154H233V155H231ZM121 155L123 156V158L121 157ZM152 155V156H151ZM210 155V156H209ZM218 155V156H217ZM235 155V156H234ZM116 156V157H115ZM126 156V157H125ZM165 156V157H164ZM221 156V157H220ZM225 158H224V157ZM231 156V157H230ZM232 156H234V158L232 157ZM262 156V157H261ZM114 157L116 158V159H122V161L124 160V157H125V164H128V165H122V164H120V163H124V161L122 162L121 160H116V162L115 161H113L114 160ZM121 157V158H120ZM128 157V158H129ZM155 157V158H154ZM204 157H205V159H206V157H207V159H206V161H205V159H204ZM245 157H247L248 158V160H245ZM195 161V164H196V166H198L197 164H199V165H201V166H203V167H201V166H199V167H197V168H194L195 167V164L194 163H190L191 165L193 164L194 165V167H192L190 164H189V162H192L193 160ZM215 159L214 160V162L213 161H211V159ZM217 158V159H216ZM246 158V159H247ZM260 158V159H259ZM262 158V159H261ZM110 159V160H109ZM139 159V158H138ZM190 159L192 160V161H190ZM209 159V160H208ZM218 159H221V160H218ZM224 159V160H223ZM226 159V160H225ZM235 159H236V161H235ZM244 160V163H243V160ZM254 159V160H253ZM108 160V161H107ZM112 160V161H111ZM149 160H150V162H149ZM169 160V161H168ZM230 160V161H229ZM253 160V161H252ZM260 160V161H259ZM262 160V161H261ZM120 161V163H118L117 164V162H119ZM138 161V162H137ZM193 161V162H194ZM216 161V162H215ZM222 161V162H221ZM248 161V162H247ZM113 162V163H112ZM154 162V163H153ZM205 162H207V163H205ZM209 162V163H208ZM231 162V163H230ZM117 164V166H118V170L116 169L117 167H116V165L115 164ZM129 163H130V165H129ZM166 163V164H165ZM188 163V164H187ZM246 163H248V165H246ZM134 164V165H133ZM176 164V163H175ZM187 164V165H186ZM241 164V165H240ZM251 164V165H250ZM258 164V165H257ZM120 165V166H119ZM132 165V166H131ZM157 165H158V167H157ZM174 165V166H173ZM178 165H180V168H179V166ZM190 167H189V166ZM205 165H206V169H208V167H210V169L212 168V171L210 170H205L204 172H203V170H200V169H202V168H204L205 167ZM217 165V166H216ZM232 165V166H231ZM233 165H235V166H233ZM239 165V166H238ZM245 165V166H244ZM106 167V168H103V167ZM108 166H113V167H109L108 168ZM164 166V167H163ZM241 166H243V167H241ZM258 166L260 167V169L258 168ZM126 167V168H127ZM138 167H136V169L138 168ZM184 169H183V168ZM219 167V168H218ZM246 167V168H245ZM250 168V169H252L251 171H250V169H248V168ZM103 168V169H102ZM142 168V169H141ZM182 168V169H181ZM194 168V169H193ZM20 169H22V168H20ZM109 171H108V170ZM114 171H113V170ZM116 169V170H115ZM138 169V170H139ZM161 169V170H160ZM165 169V170H164ZM186 169H187V171H186ZM197 169V170H196ZM213 169H215V170H213ZM248 171H247V170ZM257 169V170H256ZM102 170H105V171H102ZM180 170V171H179ZM184 170V171H183ZM193 170V171H192ZM199 170V171H198ZM233 170V171H232ZM255 170V171H254ZM22 171V170H21ZM113 171V172H112ZM192 171V173H190ZM230 171V173H228ZM232 171V172H231ZM119 172V173H118ZM151 172V171H150ZM149 172V173H150ZM207 172H209V173H207ZM212 172V173H211ZM215 172H216V174H215ZM2 173H3V171H2ZM102 173H104V175L102 174ZM123 173V174H122ZM226 173V174H225ZM115 174V175H114ZM157 174H159V175H157ZM164 174V175H163ZM221 174V175H220ZM255 174V175H254ZM257 174V175H256ZM8 175V174H7ZM106 175V176H105ZM112 175V176H111ZM117 175V176H116ZM118 175H121V176H119L118 177ZM240 176H241V174H239ZM9 176V175H8ZM109 176V177H108ZM116 176V177H115ZM151 176V175H150ZM190 176V177H189ZM224 176V177H223ZM230 176V177H229ZM258 176V177H257ZM115 177V178H114ZM160 179H159V178ZM237 179H236V178ZM238 177H239V179H238ZM139 178H142V177H139ZM241 178V179H240ZM254 178H256V179H254ZM103 179H101V180H103ZM118 179V180H119ZM147 180L148 182H149V184H148V182L147 181H144V180ZM150 179V178H149ZM155 181H154V180ZM160 181H158V180ZM230 179V180H229ZM233 181H232V180ZM9 180L11 181V177L9 176ZM101 180L99 179V177H98V179H97V182H100V183H102L103 184V181L101 182ZM117 180V181H118ZM151 180V179H150ZM141 181H143V182H141ZM232 181V182H231ZM238 181V182H237ZM145 182V183H144ZM157 182H159V184L157 183ZM162 182H164V183H162ZM172 182V183H171ZM203 182H204V184H203ZM122 183V182H121ZM157 183V184H156ZM200 183V184H199ZM231 183V184H230ZM234 183V184H233ZM247 185H246V184ZM145 184V185H144ZM163 184V185H162ZM172 184V185H171ZM176 184V185H175ZM202 184V185H201ZM238 184V185H237ZM262 184V185H261ZM153 185H155V186H153ZM159 186V188L161 189H163V192H162V189L160 190L159 188H158V186ZM230 185V186H229ZM232 185V186H231ZM246 185V186H245ZM261 185V186H260ZM149 186V187H148ZM157 186V187H156ZM160 186H162V187H160ZM170 186V187H169ZM236 186V187H235ZM169 187V188H168ZM154 188V189H153ZM157 188H158V191L160 190L161 192H159L158 194L156 193V192H158L157 191ZM259 188V189H258ZM141 189H143V188H141ZM151 189V190H150ZM165 189V190H166ZM240 189V190H239ZM246 189V190H245ZM262 189H263V191H262ZM155 192H154V191ZM171 190H173V191H171ZM175 190V191H174ZM246 191V192H245ZM116 192H117V190H116ZM115 192V196L117 197H119V199L120 200H122V198H123V193L121 194L120 192L117 194ZM25 193H28L27 192V190H25ZM178 193H180V194H178ZM182 193V194H181ZM247 193V194H246ZM240 194V195H239ZM14 195V193H11V196H13ZM121 195V196H120ZM229 195V196H228ZM205 196H207V197H205ZM14 197V196H13ZM117 197V198H118ZM212 197V198H211ZM188 198H190L189 199V201H188ZM205 198V199H204ZM217 198V199H216ZM185 199V200H186ZM248 199V200H247ZM192 200V201H191ZM252 200V201H251ZM193 201H195V202H193ZM225 201V202H224ZM230 201V202H229ZM243 201V202H242ZM248 201V202H247ZM188 202H190L192 205H190V203H188ZM202 202V203H201ZM210 202V203H209ZM233 203V204H232ZM239 203V204H238ZM244 203V204H243ZM250 203V204H249ZM231 204V205H230ZM195 206V207H198V206ZM211 205V206H210ZM248 205V206H247ZM188 206H189V208H188ZM223 206V205H222ZM250 206V207H249ZM207 207V206H206ZM207 207V208H208ZM236 208V209H234V208ZM254 207H255V209H254ZM192 208V207H191ZM248 208V209H247ZM250 209V210H249ZM236 210V211H235ZM184 211V210H183ZM182 211V212H183ZM235 211V212H234ZM234 213H236V214H234ZM214 214H215V216H214ZM221 214V215H220ZM234 214V215H233ZM185 215V214H184ZM183 215V216H184ZM187 215V217L186 216H184L185 218H191L192 217V220L190 221L189 219H185L184 218V227L185 228H188V229H191L192 227H193V219L194 218H196V216H194V215H191V214H186ZM190 215V216H189ZM223 215V216H222ZM227 215V216H226ZM239 215H241L242 216V214H240L239 213ZM214 216V217H213ZM227 218H225V217ZM248 216V217H247ZM218 217V218H217ZM223 217V218H222ZM234 218L235 217V219H234V221H232L233 219H230V218ZM240 217V216H239ZM246 217H247V219H246ZM204 219V217L203 216H200V218L199 219ZM217 218V219H216ZM214 221H213V220ZM228 219H230V220H228ZM250 219V220H249ZM247 220V221H246ZM249 220V221H248ZM186 221L188 222H191L190 224H186L185 225V223H186ZM260 222V223H259ZM193 223V224H192ZM217 223V224H216ZM234 223V224H233ZM253 223V224H252ZM257 223V224H256ZM238 224H236V225H238ZM248 226H247V225ZM259 224H260V226H259ZM188 226H190V227H188ZM258 228V229H257ZM218 229V230H217ZM192 230V229H191ZM253 230V231H252ZM215 231H218L217 233L215 232ZM220 231H222V232H224V234L222 233V232H220ZM255 231V232H254ZM222 235H221V234ZM190 234V233H189ZM188 234V235H189ZM225 236V237H224ZM228 237V238H227ZM180 238H182V237H179V240H180ZM187 238V237H186ZM186 238L184 237V238H182L180 241L178 240V243H179V245L181 246V243H182V245H183V247L181 246H177V250H179V251H181V248H185V250H186V252L188 251V249L190 250V248H188V246H189V244H187L188 242L186 241ZM233 240H232V239ZM235 238H237L235 241H234V239ZM184 239H185V241H184ZM210 239V238H209ZM238 239H242V240H244V242L245 243H247L246 245H244L245 243H243V241L242 240H238ZM206 242H205V241ZM208 240V241H207ZM251 240V241H250ZM260 240H261V242H260ZM242 241V243H240ZM256 241V242H255ZM187 242V243H186ZM207 242H208V245H205V244H207ZM209 242H211V243H209ZM212 245H214V246H212ZM249 247H248V246ZM205 246H211L210 248L208 247H205ZM218 246V247H217ZM216 249H215V248ZM238 247V248H237ZM262 247H263V249H262ZM180 248V249H179ZM253 248H255V249H253ZM182 249V251H184ZM198 249H200V250H198ZM212 249V250H211ZM214 249V250H213ZM218 249V250H217ZM216 250V252H214ZM222 250V251H221ZM199 251H200V253H199ZM213 251V252H212ZM217 251H218V253H217ZM223 251H225V252H223ZM230 251V252H229ZM177 252V251H176ZM191 252V251H190ZM178 253V252H177ZM199 255H198V254ZM211 253H217V254H214V255H217V262L215 261L216 259H215V257L216 256H214V255H212ZM238 254V255H237ZM259 254V255H258ZM175 256H178V254L176 255L175 254ZM212 256H214V257H212ZM212 257V258H211ZM206 259V260H204V259ZM200 259H202V260H204V261H200ZM211 259H215V260H213L212 262H211ZM263 259V260H262ZM199 261V262H198ZM206 261V262H205ZM208 262V263H207ZM210 262V263H209Z\"/></svg>",
    "mask_w": 264,
    "mask_h": 264
},
{
    "label": "water",
    "instance_id": "obj_3",
    "mask_svg": "<svg viewBox=\"0 0 264 264\" xmlns=\"http://www.w3.org/2000/svg\"><path fill=\"white\" fill-rule=\"evenodd\" d=\"M0 153V264H21L22 245L17 239L15 215L11 201L6 196V182L1 176Z\"/></svg>",
    "mask_w": 264,
    "mask_h": 264
}]
</instances>
